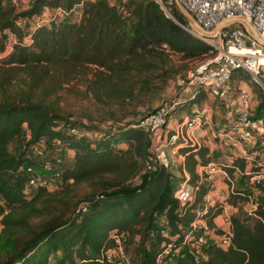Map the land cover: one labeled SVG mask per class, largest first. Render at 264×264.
<instances>
[{
	"label": "trees",
	"instance_id": "1",
	"mask_svg": "<svg viewBox=\"0 0 264 264\" xmlns=\"http://www.w3.org/2000/svg\"><path fill=\"white\" fill-rule=\"evenodd\" d=\"M75 5H80L77 21L33 23L29 30L15 26L17 20L38 17L44 9L68 11ZM168 15L186 26L175 5ZM169 17L154 0H32L21 12L8 0H0V51L5 32L16 38L11 52L0 61V264H102L100 254L112 246L109 233L122 235L125 255L142 264H154L167 244L181 243L210 189L199 187L193 201L178 208L170 185L174 167L152 168L151 140L133 127L148 113L111 121L106 127L69 126L100 135L84 141L63 132L67 123L56 99L63 84L84 74L89 75L85 92L95 103L120 105L163 85L175 73L169 54L179 56L178 72L212 57L208 45ZM26 34L28 44L23 41ZM237 72L246 77L235 71L232 78ZM203 97L199 93L183 107ZM262 122L264 126V118ZM39 142L49 155L67 160L65 151H70L72 156L56 191L39 189L26 199L22 194L26 178L15 171L34 164L26 149ZM177 154L183 157L177 171H185L190 182L197 178L196 166L211 162L204 146L188 144ZM146 162L149 170L144 169ZM244 165V160L233 158L227 172L242 173ZM82 188L88 192H81ZM249 197L235 189L222 204L207 205L200 219L216 236L223 232L212 219L221 214L223 204L235 210L228 216L229 244L225 248L204 245L196 261L189 254L183 264H264V207L244 211L242 204ZM158 215L165 221L163 233L153 232Z\"/></svg>",
	"mask_w": 264,
	"mask_h": 264
},
{
	"label": "built area",
	"instance_id": "2",
	"mask_svg": "<svg viewBox=\"0 0 264 264\" xmlns=\"http://www.w3.org/2000/svg\"><path fill=\"white\" fill-rule=\"evenodd\" d=\"M17 10H22L21 4H31L32 0H8ZM161 7L163 12L169 17L168 11L171 5H179L188 13L202 31L208 37L200 40L208 45L213 55L212 57L199 63L192 73L187 77L186 85L192 90L190 99H194L199 93L211 99L221 102L229 98V83L235 71H240L246 75L248 81L255 85L264 96V0H154ZM80 5H75L68 11L59 8L54 9L53 16L46 20L44 14L35 18L34 26L54 23L55 25L75 15L79 11ZM25 20H17L15 26L23 30ZM243 21L250 25L257 37L256 40L248 28L241 23ZM2 57L8 55L12 46L16 42L14 35L5 32ZM25 43L30 42V36L26 34L23 38ZM164 48V47H162ZM179 81V80H178ZM225 103V102H224ZM179 100L164 101L155 110L138 119L133 127L147 135L151 140L150 152L152 162L164 169L169 168V161L163 151L164 148L175 150L185 145L195 144V132L206 129L211 138L221 149L238 147L241 144L253 141V135L259 131L260 125L250 117L251 93L245 87H239L233 106V117L231 116L225 123L216 124L213 129L210 114L207 109L195 106L189 109V113L182 117L175 124L171 134L168 132V124L172 121V113L179 107ZM231 106V105H230ZM213 126H215L213 124ZM23 140H29L28 132L23 125ZM161 131V133H160ZM70 135L80 136V132L74 128L68 130ZM60 148H57L59 151ZM244 154L243 151H241ZM65 157V156H64ZM244 160L253 163L252 172L236 170L240 175L247 176L249 186H256L264 183V142L260 146L253 147L250 155L244 156ZM65 159L58 155L39 156L38 161L33 165L19 166L15 173L25 176L26 181L22 194L26 199H30L33 193L39 189L47 192L56 191L61 185V177L65 167ZM222 166L207 163L200 166L197 178L194 182L184 177L173 189L172 197L176 201L178 208L193 201L196 191L204 186L209 189L217 179L222 177L226 186V194L233 188V181L228 178ZM151 165L146 162L144 169L149 170ZM210 190L208 191V193ZM208 194L202 199L195 212L196 219L190 223L188 230L184 233L181 243L174 247L170 244L164 246L162 251L155 258L154 264H183L190 254L194 261L199 256L200 247L209 243H214L221 248L229 244L230 232L228 230L217 237V241H208V229L203 224L198 225L202 214L206 213L207 205L211 206ZM226 198V197H225ZM224 198V199H225ZM216 197L215 200H217ZM223 199V201H224ZM216 202V201H215ZM223 207H225L223 205ZM84 211V209H82ZM223 211V210H222ZM228 225V217L224 218ZM160 233H163L161 231ZM112 246L105 249L100 254L102 264H132L123 251L122 235L111 233Z\"/></svg>",
	"mask_w": 264,
	"mask_h": 264
},
{
	"label": "rangeland",
	"instance_id": "3",
	"mask_svg": "<svg viewBox=\"0 0 264 264\" xmlns=\"http://www.w3.org/2000/svg\"><path fill=\"white\" fill-rule=\"evenodd\" d=\"M117 0H108L109 3H115ZM23 7L21 11H25L30 7V4H21ZM80 10V9H79ZM44 19L48 20L53 16V12L44 9L43 11ZM36 17H33L30 20L24 21V27L29 30L32 27ZM79 18V11L76 12L75 15H71L67 19L77 21ZM186 26L187 21L185 20ZM46 25H55L54 23H48ZM184 26V27H186ZM0 51V61L4 59L6 56H3ZM169 60L171 65H173V69L175 70L173 74H170V78L166 80L163 85L157 86V88L147 92L145 95L137 96L133 100L125 101L120 105L108 104L101 105L95 103L90 96L85 92L84 82L89 75L79 74L72 76V79H69L68 82L63 84L61 91L57 94L56 99L59 109L60 116L66 120L67 126L62 127L63 132L68 131L70 129L69 126L74 125L76 128L81 129L82 124H88L94 127H106L112 121H118L120 119L129 120L137 116H143L146 113H149L152 109L156 108L160 103L164 101H173V100H187L190 98L192 94V90L186 85L187 77L192 73L196 66H190L188 69L178 72L179 66L181 65L179 61V56L174 54H169ZM92 69V67L90 68ZM178 72V73H177ZM230 80L229 83V98L224 101H218L211 99L208 96H204L197 103H194L195 106L203 107L207 109L210 114V119L212 123L213 129H216V124L220 125L226 122L227 115H231L233 117V106L232 102L236 97V93L239 87L247 88L251 93V108H250V117L257 121L260 125L259 131L253 135V144L252 143H244L239 145L238 147H230L228 149H221L215 140H211L208 149L211 150L210 160L211 163L222 166L221 168L225 171L228 178L233 181V185L235 189L244 190L246 193H249L250 201L247 200L246 203L242 204V209L246 212L253 211V208L257 205L264 207V183L249 186L247 183V176L240 175L236 170H233L232 174H228V167L231 165V161L233 158H238L244 160V156L250 155L252 151V146L256 147L260 142L263 141L264 138V126H263V118H264V104H262L263 96L259 89L251 84L247 77L240 75L239 72L235 73ZM179 80V81H178ZM157 82L153 84L156 85ZM55 99V101H56ZM181 105V104H180ZM179 107L175 109L172 113V119L175 120L176 116L181 114L187 115L189 113V109L186 107ZM231 105V106H230ZM189 107V105H188ZM230 113V114H229ZM213 124L215 126H213ZM170 127H173L172 125ZM80 136L73 135L78 140L84 141H94L97 140L100 135L94 131H81ZM161 133V131H160ZM14 145L10 146V153H14ZM44 148V143L39 142L34 146L28 147L26 149V155L33 159L34 161L39 160V156H44L47 152ZM244 152V154L241 153ZM165 155L169 161H172L173 157L169 153V149L165 150ZM72 156L70 151H65V167L69 165V160ZM244 170L246 172H252L255 169L253 168V163L250 161L244 160ZM152 168L156 167L152 162ZM138 180L135 178L133 180L136 183ZM180 173L177 171L175 167L173 170V178L170 179V185L174 189V187L180 182ZM132 182V183H133ZM225 182L222 177L217 176V179L212 184L210 188V193L208 194V201L213 203L222 204L223 199L226 197V188ZM88 192L86 189H81V192ZM216 197H218L217 200ZM216 201V202H215ZM225 216H229L234 213L235 210L233 208H225ZM202 223H198L199 226ZM205 225V224H204ZM218 226L226 225L224 218L217 222ZM165 227V221L162 216L158 215L154 219V230L155 231H163ZM214 227H216L214 225ZM1 228V227H0ZM208 241H217V237H214L211 234V230L208 229ZM111 235V233H109ZM134 243H136V238L134 239ZM132 247L129 248L131 252ZM132 264H142L137 259H131ZM51 262V261H50ZM49 262V264H51Z\"/></svg>",
	"mask_w": 264,
	"mask_h": 264
},
{
	"label": "crops",
	"instance_id": "4",
	"mask_svg": "<svg viewBox=\"0 0 264 264\" xmlns=\"http://www.w3.org/2000/svg\"><path fill=\"white\" fill-rule=\"evenodd\" d=\"M190 99V98H189ZM188 100V99H187ZM187 100L185 101V100H179L180 102H181V106L180 107H183L184 105H186V104H184V103H186L187 102ZM190 106H189V108L188 109H190L191 107H192V105L193 104H189ZM185 109V108H184ZM234 109V108H233ZM230 114V113H229ZM185 115H182L181 116V114H179V115H177L176 116V119L175 120H173L172 119V121L168 124V132H169V134H171V130H173V128H174V126H175V124L176 123H178L179 122V120L182 118V117H184ZM226 117V120L227 119H229L230 117H231V115H227V116H225ZM173 126V127H170V126ZM195 144L196 145H192V146H204V147H206L207 148V150H208V155H210V153H211V150L210 149H208V146L210 145V142H211V140H213L212 138H211V135H210V133H209V131H207L206 129H202V130H199V131H197V132H195ZM249 143H252L253 144V141H251V142H249ZM260 144H263L262 142H260ZM166 149H169V153H170V155L173 157V159H172V161L170 162V165H171V168L170 169H172V167H178V166H181L182 165V162H183V157L181 156V155H178L177 154V149H175V150H171L170 148H164L163 149V151L165 152V150ZM242 153V152H241ZM199 167L200 166H196L195 167V173H196V175L198 174V171H199ZM185 176H188V174L185 172V171H181V173H180V178H184ZM225 186V185H224ZM225 188H226V186H225ZM210 193V192H209ZM209 193H207V194H209ZM205 196V195H204ZM248 200L250 201V197L248 198ZM225 207H223V211L221 212V214L220 215H218V216H216L215 218H213L212 219V223H213V226L215 225L216 227V229H220L221 231H226V230H228V226H227V224L226 225H220V226H218V225H216L217 224V222H219L220 220H222L223 218H225V212H226V209L225 208H229L228 206H226L225 204H223ZM254 209V208H253ZM198 223H202L201 225H203V224H205V222L204 221H198ZM206 226V225H205ZM211 234L214 236V237H218V236H216L213 232H211Z\"/></svg>",
	"mask_w": 264,
	"mask_h": 264
},
{
	"label": "water",
	"instance_id": "5",
	"mask_svg": "<svg viewBox=\"0 0 264 264\" xmlns=\"http://www.w3.org/2000/svg\"><path fill=\"white\" fill-rule=\"evenodd\" d=\"M176 10L178 11V13L187 21V26H181L180 24H178L176 21H174L171 17H169V19H171V21L177 25L179 28H181L183 31H185L186 33L190 34L191 36L197 38L198 40H202L206 37H208V34L205 33L204 31H202L200 29V27L195 23V21L193 20V18L186 13L179 5H175ZM241 23H243L249 30V32L251 33V35L258 40L259 42H261V40L257 37V35L255 34V32L253 31V29L250 27L249 24L240 21ZM264 45V44H263Z\"/></svg>",
	"mask_w": 264,
	"mask_h": 264
}]
</instances>
